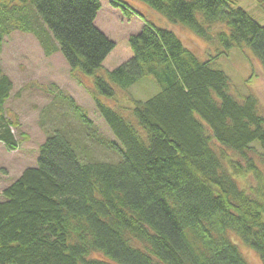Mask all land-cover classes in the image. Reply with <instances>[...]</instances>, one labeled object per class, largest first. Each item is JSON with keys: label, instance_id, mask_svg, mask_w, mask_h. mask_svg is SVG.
<instances>
[{"label": "trees", "instance_id": "trees-1", "mask_svg": "<svg viewBox=\"0 0 264 264\" xmlns=\"http://www.w3.org/2000/svg\"><path fill=\"white\" fill-rule=\"evenodd\" d=\"M109 1L143 22L129 38L132 57L96 77L91 93L116 140L100 137L70 100L89 137L120 161L85 159L67 135L48 137L37 167L1 194L0 264H249L230 231L264 264V116L256 96L237 98L228 75L212 67L234 49L250 51L264 65V25L234 0H136L216 44V57L202 61L130 2ZM5 5L2 18L21 14L12 26L37 34L49 55L59 50L82 76L94 75L116 47L95 25L101 0ZM32 19L42 21L56 47ZM147 76L160 92L134 101L127 114L103 103ZM12 90L0 68V144L17 151V135H26L17 119L6 116ZM238 177L255 184L240 188Z\"/></svg>", "mask_w": 264, "mask_h": 264}, {"label": "rangeland", "instance_id": "rangeland-1", "mask_svg": "<svg viewBox=\"0 0 264 264\" xmlns=\"http://www.w3.org/2000/svg\"><path fill=\"white\" fill-rule=\"evenodd\" d=\"M121 1L130 2L137 12L157 26L172 30L202 61L216 57L218 46L204 41L184 25L169 23L136 0ZM260 1L234 0V3L264 25V8ZM6 3L7 0H0V34L4 33L3 28L8 30L0 42V68L12 81L13 90L4 109L7 117L19 121L20 133L25 134L26 138L17 135L20 142L17 151H10L4 144H0V199L2 192L27 169L37 167L40 147L55 133H63L78 143L85 159L110 163L120 161L116 152L89 137L87 128L71 105L70 99L87 113L100 137L116 140L98 111L91 93L95 88L96 77H106L108 71L118 68L132 57L129 38L138 34L143 27V22L138 16L126 17L119 9L114 8L109 0H101L102 9L95 25L116 47L103 63V67L94 75L82 76L72 71L59 50H53L49 55L37 34L14 28L11 23L17 14L11 15V20L2 18L8 11ZM20 15L18 14L17 18ZM37 20L32 19L33 28H41V33L50 45L56 47L46 26L41 20ZM212 67L228 75L232 92L237 98L248 94L256 96L260 114L264 116V65L256 60L250 51L231 50L226 55L216 57ZM160 90L156 79L147 76L127 91L116 89L114 99L103 98L102 101L125 115L127 110L134 108V101H147ZM236 181L240 188H249L255 184L251 178L238 177ZM229 233L230 239L249 264H262L258 253L245 244L236 233Z\"/></svg>", "mask_w": 264, "mask_h": 264}]
</instances>
